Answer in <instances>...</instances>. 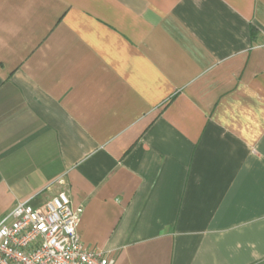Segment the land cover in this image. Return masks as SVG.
Instances as JSON below:
<instances>
[{"label":"crops","instance_id":"0c3cea01","mask_svg":"<svg viewBox=\"0 0 264 264\" xmlns=\"http://www.w3.org/2000/svg\"><path fill=\"white\" fill-rule=\"evenodd\" d=\"M61 189L113 264H264V0H0V219Z\"/></svg>","mask_w":264,"mask_h":264},{"label":"built area","instance_id":"2783aa9c","mask_svg":"<svg viewBox=\"0 0 264 264\" xmlns=\"http://www.w3.org/2000/svg\"><path fill=\"white\" fill-rule=\"evenodd\" d=\"M56 183L64 185L65 179ZM83 211L71 205L65 189L37 207L19 201L0 219V264H113L83 245L78 233Z\"/></svg>","mask_w":264,"mask_h":264}]
</instances>
